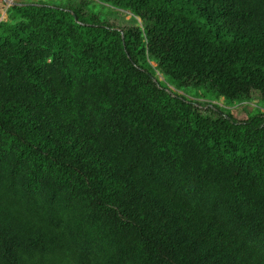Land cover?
<instances>
[{"label": "trees", "instance_id": "trees-1", "mask_svg": "<svg viewBox=\"0 0 264 264\" xmlns=\"http://www.w3.org/2000/svg\"><path fill=\"white\" fill-rule=\"evenodd\" d=\"M17 5L0 24V264H264V0Z\"/></svg>", "mask_w": 264, "mask_h": 264}, {"label": "rangeland", "instance_id": "rangeland-1", "mask_svg": "<svg viewBox=\"0 0 264 264\" xmlns=\"http://www.w3.org/2000/svg\"><path fill=\"white\" fill-rule=\"evenodd\" d=\"M47 4L54 8L70 9L74 7H83L85 14H96L100 19L111 26H115L119 30H124L129 27L139 26L145 27L144 23L136 18L131 12L116 9L110 5L104 4L98 0H0V24L11 20V8L17 5H42ZM161 83L166 84L169 91L176 96L185 97L189 101L198 103L199 109L204 114H211L218 106L223 111L240 110L248 113L264 112L263 105L258 99L246 100L236 106H229L225 99L206 100L201 96L202 91L193 87L178 88L168 82L166 77L158 75Z\"/></svg>", "mask_w": 264, "mask_h": 264}]
</instances>
